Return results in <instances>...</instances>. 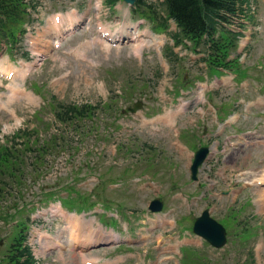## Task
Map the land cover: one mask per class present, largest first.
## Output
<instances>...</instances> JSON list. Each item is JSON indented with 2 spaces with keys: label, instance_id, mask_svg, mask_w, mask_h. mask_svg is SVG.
Masks as SVG:
<instances>
[{
  "label": "rangeland",
  "instance_id": "374dc122",
  "mask_svg": "<svg viewBox=\"0 0 264 264\" xmlns=\"http://www.w3.org/2000/svg\"><path fill=\"white\" fill-rule=\"evenodd\" d=\"M68 2L69 1L65 0H43L42 11L47 13L59 11L60 9L68 6ZM49 35V31L42 34V36H44V40L40 43L41 48L44 44L46 45L48 43L45 39H47ZM89 36L90 35L85 34L83 36L73 38L66 42L59 51H52L51 54L49 53L50 55L44 57L42 67L39 68L38 72L31 79L29 84L31 88L32 85L34 86L35 84L42 87L41 92H43V95L35 91L34 98L37 101L23 99L19 103L14 104L11 109L15 110L16 116L6 113L5 110H0V143H6L8 141L7 139L11 138L21 129L33 130L34 128V130L37 131L41 130L42 141L52 137L53 133H55V129L53 127L50 129L48 124H51L53 121L55 122V116L53 113L54 109L52 105L50 106L45 104V100L42 99V96H45L47 102H56L55 105H57V103L66 105H83L89 103L90 105L99 106L100 104L114 103L115 101V106L117 107L115 112L117 113H112L115 114L114 116L117 117L119 123L123 125V130H127L125 139H129L128 144L132 145V152H130L128 156H130V159L132 160L134 154H136V159H133V163H135L137 169L134 171L130 170V168L133 167L131 160L129 162L126 161L125 163L119 164L118 166L111 167L109 165L111 162L110 158H106L105 154H100L101 148L96 146L94 147L93 145L87 146L88 144H85L86 148L81 152L79 151L77 156L72 160H66L69 155H62L56 158V165L54 164L53 169L49 170L48 176L45 175L46 177L44 176V178L41 179L38 186L28 187L30 193L36 192V194L31 195L30 198L26 197V199L23 198L18 200L17 204L19 207L16 206L12 211L13 213L18 212L19 209L23 208L22 206L24 200L26 203L30 202V200H33L34 202L39 201L45 191L53 190L58 192L56 196H65V191L68 190L64 189L68 186L75 191L77 188L83 192L86 190L87 192L89 190H93V192H95L101 200L105 201L104 199H107L115 204L116 207L118 204H122L127 208L129 207V209L134 210L137 216L141 218V216L145 214V211H148V201L149 199H152L154 192L149 189H145L144 192H142L140 191L139 186L135 185H131L130 187L129 185H126L125 187L122 186L115 188L111 187V183L109 182L119 183L125 178L130 182L131 179L141 178L140 175L143 173V170H145L144 161L145 159L148 160L149 153L155 152L154 154L160 153L162 155V157L160 156L159 159L155 160V162L159 163V165H165L167 163L168 156L173 157L176 155L175 150L171 147V142L174 137L170 136L169 133L165 132L163 135H154L149 129L139 133H133L129 130V128H127V124L132 123L130 121V116L120 115V109L130 105V103L126 101L127 98L123 97V95L128 93V90H130L135 83L142 86L144 84V78L155 79L160 73H162L161 75H165L162 79L168 81L174 71L173 65L171 63H166V66L168 68L170 67V73L169 71L168 73L164 71L162 64L154 68L150 63L145 64V62H143L142 65H139L136 62V59L132 56L130 48L119 51L105 50L102 47L88 49L87 46L85 48L86 51L83 52L85 59L69 55L71 49H77L80 46L81 41ZM255 47L259 48V51H264V26L263 34L262 36L260 35L259 39L255 42ZM102 86L105 87V91H100V87ZM156 90L159 91L160 88L158 87ZM158 97L159 94H154L152 98V102L154 103L151 104L152 106L157 107L159 105ZM56 111L58 110L56 109ZM190 122H192L190 119L182 120L180 125L187 126L190 125ZM57 125L59 126L60 124L56 123V126ZM103 129L104 127L102 126L101 130ZM171 132L174 133L173 131ZM132 133L133 135L131 136L130 134ZM205 133L204 129L199 130L197 138H200L204 142L200 143L197 139L198 145L207 143L212 137L209 133H206L208 135H204ZM132 138H136L135 142L131 141ZM23 140L24 138H22V141ZM88 147H91L95 155H89V153L86 152ZM149 147L154 148L152 150ZM18 149L23 151V153H20L19 155L15 154L10 159V165L13 169L22 166L25 154H27L25 147H20ZM97 149H99L98 153H96ZM108 154L109 156H114L113 153ZM251 155L252 154H250V156ZM259 155L261 158L263 157L261 150L259 151ZM30 159L34 161L32 158ZM73 165L74 170L72 171ZM236 165L238 167L243 166L247 168L255 167L257 165V161H251V158L249 157L246 161L237 159ZM56 167L60 170V173L63 174V176L57 173ZM92 175H99L102 177V182L96 184L97 178ZM179 175L182 176L181 182H183L184 185L189 184V176L186 171H179ZM164 182L166 184L165 193L170 195L175 194V192H170L172 186L171 180L165 179ZM41 185H45L44 190ZM105 186L107 188H105L104 192H101ZM260 192L261 201V199H263V197L261 198L263 191L260 190ZM100 193L102 196L99 195ZM251 195L254 200L258 198L257 192L254 191L252 193H248L245 196V199H251ZM77 200L78 199H76V201ZM9 203L8 205H13V203ZM6 208L7 207H5V210ZM110 208V206H106V209ZM216 210L217 212H220L218 213L219 215H217L220 220L226 219L229 215V210L226 209V204H224V202H218ZM260 212L259 203L256 202L255 205L252 204V206L247 207L243 212L238 214L240 219L239 221H243L246 216L256 215V213L260 214ZM145 215L147 218L149 217L147 216L148 214ZM141 221H143V219H141ZM109 222L114 224L112 220ZM235 225L236 223L234 226ZM1 226L2 225L0 223V232L2 235H5L2 232ZM12 236H8L5 240H3V244L0 247L1 258L5 255L7 246L10 245L11 239L13 238ZM235 244L236 245L224 255V258L221 259V264L244 263L247 255H249V251L241 246L237 241ZM138 248L143 250L141 243L135 244V249ZM113 253L115 252H110L108 254L96 253L94 255L105 258ZM60 255L54 254L48 256L47 263L53 264V257H57L61 260L59 264H78L76 260L77 258L73 253H61ZM202 255L208 257L205 252H203ZM219 255L220 254H211V257L214 258V256ZM208 258L214 260L210 257ZM150 261L151 259L148 260V264H150ZM0 262V264H8L7 261L4 262L0 260ZM252 262L256 264H264V251L256 253L254 259L251 257V261L249 263L252 264Z\"/></svg>",
  "mask_w": 264,
  "mask_h": 264
},
{
  "label": "trees",
  "instance_id": "16d2710c",
  "mask_svg": "<svg viewBox=\"0 0 264 264\" xmlns=\"http://www.w3.org/2000/svg\"><path fill=\"white\" fill-rule=\"evenodd\" d=\"M24 0H0V24L2 27L13 25L18 22L23 13L25 4ZM170 13L177 17L183 24L194 29L205 28L207 23H212L217 17L223 16L224 13L236 11L237 0H167ZM92 108L85 106L82 109L69 107L59 113L63 122L73 121L77 115L86 116L93 113ZM5 150V153L4 151ZM0 148V168L2 172H7L12 158L10 149ZM45 151L48 149H44ZM1 197V196H0ZM25 254L19 247V255L15 258V264H33L30 258L23 263L19 260Z\"/></svg>",
  "mask_w": 264,
  "mask_h": 264
},
{
  "label": "bare ground",
  "instance_id": "6f19581e",
  "mask_svg": "<svg viewBox=\"0 0 264 264\" xmlns=\"http://www.w3.org/2000/svg\"><path fill=\"white\" fill-rule=\"evenodd\" d=\"M49 34H50V32H49ZM46 46L49 47L50 44L47 43ZM39 52H40V51H39ZM49 53H50L49 50L46 51V50L43 49V48L41 49V52H40V54H41L42 56H45V55H47V54H49ZM262 191H263V194H264V188H262ZM263 194L261 195V198H262V197L264 198V195H263ZM263 200H264V199H263ZM72 237H73V236L71 235V238H72Z\"/></svg>",
  "mask_w": 264,
  "mask_h": 264
}]
</instances>
